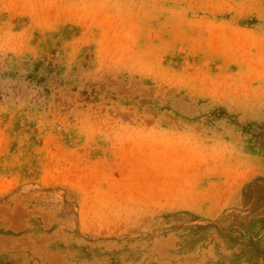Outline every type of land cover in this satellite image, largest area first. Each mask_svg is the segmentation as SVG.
Listing matches in <instances>:
<instances>
[{
    "label": "rangeland",
    "instance_id": "obj_1",
    "mask_svg": "<svg viewBox=\"0 0 264 264\" xmlns=\"http://www.w3.org/2000/svg\"><path fill=\"white\" fill-rule=\"evenodd\" d=\"M0 264H264V0H0Z\"/></svg>",
    "mask_w": 264,
    "mask_h": 264
}]
</instances>
